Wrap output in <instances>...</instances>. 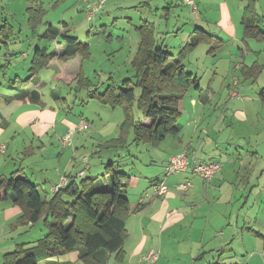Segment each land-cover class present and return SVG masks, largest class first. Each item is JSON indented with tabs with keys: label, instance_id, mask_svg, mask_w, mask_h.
I'll return each instance as SVG.
<instances>
[{
	"label": "crops",
	"instance_id": "1",
	"mask_svg": "<svg viewBox=\"0 0 264 264\" xmlns=\"http://www.w3.org/2000/svg\"><path fill=\"white\" fill-rule=\"evenodd\" d=\"M62 1L60 0L58 3L55 1L56 7ZM109 1L111 2L109 3ZM257 1L259 2V0H254L256 13L260 17L258 27L264 32L262 29L263 20L257 10ZM81 2L87 4L86 19L88 21H91L93 17L96 20L95 16L107 6L118 7L120 4H125L131 10L145 9L144 13L147 14V18L140 17L141 23L133 25L135 35L132 36L131 42L120 44L118 48L121 49L124 45L129 55H133V57L140 45V29L143 28L151 31V38L156 46L174 57H177L176 55H179L191 43L194 45L191 50L185 52V57L201 43L211 45L208 54L213 55V61L216 59L226 61L230 67L239 71L242 79L241 81L233 80L230 86L228 85L219 93H215L209 86L206 88V93H202L201 70L197 68L196 72L193 70L189 72L183 64L186 73L195 79V83H191L187 87L182 98L178 101L179 133L176 136H166L159 144L153 146L143 142L133 143V132L128 130L125 146L109 149L118 151V149H125L130 145H148L144 153L137 156V152H135L136 155L130 156V161L123 167L112 158L107 162V164L112 163V169L124 172L129 177L126 193L129 201V216L126 220L127 238L123 243L122 258L118 261L113 254L107 264H264V257L260 254L261 251L264 252V193L260 186L257 191L252 190V180L250 182V179L254 178V170L251 171L253 173L251 174L244 169L248 155L258 154L264 157V152L261 150L264 149V135L258 133L259 130L253 127H245L236 130L229 129L230 132L226 138L217 142L215 137L211 136L208 142L214 144L216 150L206 156L207 160H202L204 156L199 157L198 152H204V149L202 145L200 148L197 146L201 136L209 137V134L204 133V135L200 131L199 122L193 121L200 109L204 111L206 104L211 102L210 98L218 95L217 103H225L227 96L240 99L238 93L232 90V84L234 88L241 84L243 100H240L245 102L248 90H253L260 81L261 86H256L255 89V98L260 104V110L264 108V101L260 97V93L264 89V80L261 79L264 64L258 60L260 53L257 48L248 43V41L261 42L264 39L257 41L244 38L242 18L246 1L231 0L230 3H227L226 0H219L214 32L195 26L189 32L185 31L186 33L183 35L176 33L174 36L165 35L170 33L171 29L167 23L170 14L174 13V7H179V3L172 5L169 0H164L151 6L142 0H106L100 9L88 19L91 7H88L89 3L86 0H76V4ZM105 4L106 6H104ZM180 4L188 8V12L182 11L181 16L190 21L189 25H194L193 20L197 25L204 24L205 20L203 21L197 14L199 8L194 13L183 3V0H180ZM29 5L26 10L41 7L44 11L41 24H38L35 30L29 25V12H27L28 28L32 32V37L35 38L38 27L43 24L46 11L38 0ZM59 8L61 9V6ZM160 8H162L161 14ZM178 11L180 12V10ZM60 17H62V20L58 19L60 26L55 25L53 20H49L39 36L55 46L51 51L46 47L42 49H45L47 53H55L56 57L49 60L36 76H32L28 69L29 76L18 83V90L9 86L8 89L12 93L0 96V176L2 178L14 176L26 178L37 187L42 198L47 201L54 196L53 188L60 184L62 178H66L68 182L73 177L78 182L83 177L96 179L99 174L104 172L106 174L107 164L92 170V167L84 162V159L87 162V158L80 156L82 151L79 150V147L81 144L83 146L86 144V138L89 141H94L95 137H103L102 142L97 139L98 144H95L94 152L100 154L103 151L102 145L119 139L120 126L125 120L123 112L114 134L109 133L108 135H112L109 137L101 135V130H95L93 122L89 119L81 116L77 119L74 116L71 117L68 109H61L57 105L59 102L67 104V100L60 97L55 88L60 84L70 87L78 83L80 74L88 80V89L95 87L85 73L79 72L84 65L83 62L91 57V44L81 42L72 35L71 31H75V28L74 25H70L71 17L64 18L63 14ZM72 19L75 20V18ZM4 25L6 26L5 31H0V38L1 34L3 35L2 40L0 39V43H2L0 45L3 47L0 48V54L2 50H7L8 43L6 41L13 38V29L7 24ZM49 26L57 28L60 35L66 34L68 37L76 39L77 43L84 45L83 51L70 60L62 61L60 56L67 46L66 41L60 35L54 40L44 38L45 31ZM196 29L203 30L207 36L201 33L198 35L194 32ZM180 30L182 31V29ZM122 37L119 35L116 38L122 40ZM107 40L110 41L112 38L109 37ZM36 50H39L37 45L34 52ZM247 54L254 56L249 65L244 60ZM132 59L130 66L133 74L126 79H132L134 75ZM60 74L64 76L62 77ZM126 79L123 78L119 84H116L113 77L108 75L103 92L99 93L97 87L90 91L88 96L90 99H95L100 105L108 107L96 98V94L97 96L103 94L110 87H120L122 81ZM191 90L196 95H189L190 113L187 115L188 126L185 128L179 124L181 116H184L182 100ZM108 108L114 111L120 107ZM226 114L231 124L248 125L253 118H256V115L248 116L241 110H236L233 113L226 112ZM105 115L109 118L108 113ZM79 119L89 120L91 122L89 128L84 131L75 129ZM99 120H101L100 116ZM143 123L146 124L144 121ZM263 125L264 123L261 124V127ZM262 130L264 131V129ZM87 131L90 133L87 134ZM84 133L86 134L84 135ZM67 134H69L70 141L63 144L62 139ZM130 134H132V141L128 142ZM222 145H227V152L233 153V156L224 162H221L222 158L220 157L223 148L219 147ZM83 149L85 148L83 147ZM182 151H186L190 155L189 162L194 156L198 163L216 161L215 163H219L221 168L209 183L190 171L168 176L165 178L167 192L161 196L153 194L151 186L163 179L165 163L170 157L178 155ZM236 156L238 157L236 158ZM238 161L239 166L236 164ZM86 165L88 169L85 168ZM80 172H83L81 178L78 177ZM106 177H108L107 174ZM184 183H190V188L186 191L178 190L177 186ZM147 193L150 197L142 203L140 200ZM22 215L21 208L13 203L10 192L0 189V264H4V256L13 253L17 246L23 245L24 248H30L29 245H36L47 233L42 220L31 224L29 221L21 219ZM151 254L156 255L154 262L151 261ZM57 261L60 264H71V260L68 258L63 260L58 258ZM74 262L81 264L78 261V255Z\"/></svg>",
	"mask_w": 264,
	"mask_h": 264
},
{
	"label": "trees",
	"instance_id": "2",
	"mask_svg": "<svg viewBox=\"0 0 264 264\" xmlns=\"http://www.w3.org/2000/svg\"><path fill=\"white\" fill-rule=\"evenodd\" d=\"M243 1H246L242 18L244 38L261 41L264 32L258 27L260 17L256 13L254 0ZM27 10L29 25L35 30L41 24L44 11L41 7ZM140 32L141 42L132 59L133 78L122 81L120 87H110L103 94H96L104 105L120 107L125 115L119 139L102 145L103 150L124 147L128 130L133 132V143L143 142L153 146L166 136H176L179 133L178 101L187 87L195 83L182 63L185 52L191 50L193 43L174 57L154 44L150 30L142 28ZM194 32L207 36L201 29ZM59 35L57 28L49 26L44 38L54 40ZM60 37L67 44L60 56L62 61L72 59L85 48L66 34ZM55 57V53H47L45 49L36 50L30 61V74L36 76ZM78 78V89L88 88V80L82 74ZM135 88L140 89L137 98ZM260 97L264 101V89ZM134 105L141 112L143 120L133 117ZM111 164L105 167L108 177L102 180L79 177L78 182L71 177L66 186L59 188L48 201L26 178L0 176V189L10 192L13 203L21 208V219L31 224L42 220L47 232L32 248L17 246L13 253L4 256V264H60L58 257L75 247H79L78 261L82 264H107L113 254L120 261L127 238L129 201L126 193L129 177L124 172L112 169Z\"/></svg>",
	"mask_w": 264,
	"mask_h": 264
},
{
	"label": "rangeland",
	"instance_id": "3",
	"mask_svg": "<svg viewBox=\"0 0 264 264\" xmlns=\"http://www.w3.org/2000/svg\"><path fill=\"white\" fill-rule=\"evenodd\" d=\"M35 1L36 0H0V28L3 27L1 32L5 31L6 29L4 24H7L8 27L13 29V38H11L9 41H6L8 43L7 50H2L0 54V96L9 95L12 93V91L8 89L9 86L18 90V83L20 81H24L29 76V63L34 54L33 52L36 45L39 47V49L46 47L50 51L55 48L53 44L39 38V36L44 31L49 20H53L55 25L60 26L58 19L62 20V17L60 16L63 14L64 18L71 17L70 25H74L73 27L75 28V31H71L72 35L76 36L81 42H89L91 44V57L89 60L83 62L84 65L80 68L79 72L85 73V75L93 82L95 87L89 89L79 88L76 91L78 87L77 83L71 85L70 87L60 84L57 88H55L56 93L60 97L66 98L67 104L59 102L57 105L61 109H68V112L70 113V115H68L71 117L74 116L77 119L79 116H81L92 121L95 130H101V135L107 136L109 133L114 134L116 125L119 122V118L123 116V110L117 108L112 111L108 107L100 105L95 99H90L88 94L97 87V91L102 93L105 88L104 85L106 84L108 75L113 77V80L116 84H119L123 78L126 79L132 76L133 70L130 66V62L133 55H129L128 50L124 45H122L121 49L118 48L120 47V44H128L131 42L132 36L135 35L133 25H138L141 23L140 17L147 18V14L144 13L145 9L140 8L131 10L128 9L125 4H120L118 7L107 6L95 16L96 20L93 17L91 21H88L86 19V2L76 4V0H63L61 4L56 7L55 3H58L60 0H38L42 3V6L46 11L43 18V24L38 27L36 32V36L39 38L38 39L37 37H32V32L28 28V11L26 10L27 6L29 4L32 5L35 3ZM86 1H88L89 4H93L99 0ZM142 1L148 2V4L151 6H155V4H159L164 0ZM218 1L219 0H196V6L199 8L197 14L202 18L203 21H207V23L204 21L203 25H197L195 24V20H193L194 25L191 26L189 25L190 21L181 16V12H188V8L181 6L180 0H169V3L172 2V5L179 3V7L173 6L174 13L170 14V19L167 22L168 26L171 27L170 33L166 34L165 36H174L176 33H181L180 35H183L186 32H189L192 27L195 28V26L209 30V32H214L213 28ZM226 1L227 3H230L231 0ZM110 2L111 1H109V3ZM60 6L61 9L59 8ZM104 6H106V4ZM160 9L161 14L162 8ZM178 10H180V12ZM257 10L262 17V29H264V0H259V2L257 1ZM72 18H75V20ZM156 24L158 25V22ZM180 29H182V31ZM119 35L123 36L122 40H118L116 38ZM2 36L3 35L1 34V40ZM109 37H111L112 40L108 41L107 39ZM248 43L252 47L257 48L258 52L260 53L258 60L261 64H264V40L261 42L248 41ZM0 44L2 45V43ZM1 45L0 48H3ZM210 46L211 45L209 44L201 43L191 53L186 55V57L183 59V64L186 66V69L189 72L190 70L196 72L197 68L201 70L200 75L202 76V79L200 80V85L202 87V93H206V88L208 86L215 93H219L228 85L230 86L233 80L241 81L242 79L240 77L239 71L230 67L226 61H219L217 59L213 61V55L208 54V49ZM253 59L254 56L247 54L244 60L245 63L249 65ZM261 79L262 81L264 80V70ZM259 82L256 84L258 87L261 86ZM256 86L253 90H248L245 96L246 100L245 102H242L243 98L241 97V84L237 88H234L232 84V90H235L242 100L227 96L225 103H217V95L213 98H210L211 102L206 104L204 111H201L200 109V112L193 119V121L199 122L200 131L203 134H209V137H206L205 134V136L202 135L197 146L200 148L202 145L204 149V152H198L199 157L204 156L202 157V160H207L206 156H209L213 150H216L214 144L212 145L208 142L210 141L211 136H214L217 142L220 139L226 138L227 134L230 132L229 129L232 128L236 130L238 128L245 127H253L259 130L258 133L264 135V131L262 130L264 129V125L261 127V124L264 123V108L260 110V104L255 98ZM139 94L140 89L135 88V98H137ZM190 94H193V96L196 95L194 91L191 90L189 94L186 95V97L182 100L184 116H181L179 120V124L185 128L188 126L187 115L190 113ZM104 110L108 112H105ZM236 110H241L248 116L253 117L256 115V118H253L252 121L248 123V125L231 124L226 112L233 113ZM132 112L135 120H143L142 114L136 108V105L133 106ZM105 113L109 114V118L106 117ZM99 116L101 120H99ZM89 120L88 122L91 124ZM90 131H87L86 133L89 134ZM86 133H84V135ZM108 136L110 137L112 135ZM97 139L100 140V142L104 140L103 137H95L94 141H89L88 138H86V144L84 146L81 144V147H79V150L82 151L80 156H85L87 158L86 163L89 167H92V170L95 167H99L100 165H106L108 160L111 158L113 161L117 162V164L119 163L123 167L125 163L130 161V156L136 155L135 152H137L138 156L139 154L144 153L148 147L147 144H139V146L130 145L128 148L118 149V151L103 150L100 154H97L94 152L95 144H98ZM131 141L132 134H130L128 137V142ZM82 146L85 149H83ZM219 148H223V151L220 153V157L222 158L221 162H224L229 157L233 156V153L230 151V153L227 152V145H222ZM261 150L264 152V149ZM237 157L238 156H236V158ZM246 158L248 160L244 164L246 165L244 166V169L248 170L249 172L254 170V178L250 179V182L252 180V190L255 192L260 186L262 187V191L264 193V157H261V155L258 154H251ZM236 164L239 166V161L236 162ZM251 174L253 173L251 172ZM105 176L106 174L104 172L103 174H99L97 179L102 180ZM39 227H42V225H39ZM32 246L34 247L35 245H29L31 248ZM261 252L262 253L260 254L262 257H264V252ZM78 254L79 247H75V249L71 252L61 255L58 258L60 260L68 258L71 260V264H77L74 262V259Z\"/></svg>",
	"mask_w": 264,
	"mask_h": 264
},
{
	"label": "built area",
	"instance_id": "4",
	"mask_svg": "<svg viewBox=\"0 0 264 264\" xmlns=\"http://www.w3.org/2000/svg\"><path fill=\"white\" fill-rule=\"evenodd\" d=\"M105 0H100L99 2L89 4L88 7H91V11L88 13V19H90L91 15L93 13H96L100 7L104 4ZM183 3L189 7L193 12H196L197 6H196V0H183ZM90 126L89 122L85 119H79L75 129L78 131H84L88 129ZM70 134V133H69ZM69 134L65 138L62 139V143L66 144L69 143ZM190 155L186 151H182L180 154L172 156L169 158V160L164 165V177L163 179L158 180L154 184H152V192L153 194L157 196L164 195L167 192V186L165 184V178L171 175H176L184 171H190L191 173L197 175L200 179L205 181L206 183H209L214 175L220 170L221 166L219 163L215 162H209V163H198L195 160V157L192 156L191 161L189 162ZM84 162L86 163V159H84ZM86 169H88V166H85ZM83 172H80L78 174V177H82ZM67 179L62 178L59 185L53 188V190L56 192L59 188L66 185ZM190 183H184L177 186L178 190L186 191L190 188ZM150 195L147 193L141 198V202L144 203ZM151 261L154 262L156 259L155 254L150 255Z\"/></svg>",
	"mask_w": 264,
	"mask_h": 264
},
{
	"label": "bare ground",
	"instance_id": "5",
	"mask_svg": "<svg viewBox=\"0 0 264 264\" xmlns=\"http://www.w3.org/2000/svg\"><path fill=\"white\" fill-rule=\"evenodd\" d=\"M106 1V0H105ZM105 3V2H104ZM198 9V8H197ZM197 11V10H196Z\"/></svg>",
	"mask_w": 264,
	"mask_h": 264
}]
</instances>
